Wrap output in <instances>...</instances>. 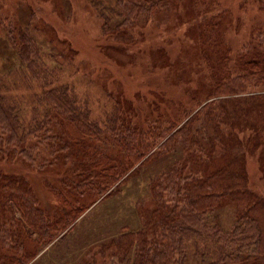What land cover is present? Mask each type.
I'll list each match as a JSON object with an SVG mask.
<instances>
[{"label":"trees","instance_id":"trees-1","mask_svg":"<svg viewBox=\"0 0 264 264\" xmlns=\"http://www.w3.org/2000/svg\"><path fill=\"white\" fill-rule=\"evenodd\" d=\"M162 4L116 0V30L135 27ZM241 4L264 11V0ZM190 6L201 18L195 32L203 73H196L200 78L189 103L175 102L172 112L162 108L166 101L159 96L149 104L155 113L145 115L137 101L108 93L111 110L96 119L74 90L48 85L41 88L40 102L48 113L23 131L18 110L0 93V264H35L49 245L68 237L93 204L119 194L143 169L163 163L147 178L149 197L141 193L129 208L135 209L133 225L140 227L122 223L102 244L101 259L264 264V193L247 170L252 156L264 182V20L235 50L222 24L227 10L204 18L203 8L213 4L190 0ZM103 28L111 32L110 17ZM7 33L24 67L35 71L41 50L33 33L19 30L18 41L14 26ZM33 175L53 205L42 199ZM226 210L230 225L223 222ZM96 258L85 264H96Z\"/></svg>","mask_w":264,"mask_h":264},{"label":"rangeland","instance_id":"rangeland-1","mask_svg":"<svg viewBox=\"0 0 264 264\" xmlns=\"http://www.w3.org/2000/svg\"><path fill=\"white\" fill-rule=\"evenodd\" d=\"M160 1L146 0V6ZM164 2L158 11L140 17L135 27L116 30L119 21L116 0H0V83L6 86L0 93L9 106L18 110L23 131H28L48 113L40 103L41 88L48 85L74 90L78 100L90 104L96 119L111 110L110 98L121 94L137 101L146 110L145 115L155 113L152 114L149 104L156 103L157 96L166 101L163 109L180 100L189 103V93L198 85L196 73H203L195 32L201 18L193 12L190 0ZM241 2L206 0L213 6L203 8L201 14L206 18L228 11L222 24L235 50L249 41L257 22L264 20V11ZM103 16L110 17L114 31L104 30ZM9 25L15 28L16 41L21 29L27 27L33 33L41 50L40 65L35 71L29 72L24 67L18 51L8 41ZM117 32L122 35L117 36ZM108 93H112L111 97ZM256 160L249 157L247 170L251 183L264 193ZM157 165L149 171L143 169L119 194L93 204L68 237L49 245L34 263L85 264L96 255V264H109L98 251L122 223L134 226L135 209L129 208L141 193L149 197L144 189L147 178L165 163ZM32 179L42 199L53 205L54 198L38 177L33 175ZM223 214V222L230 225L231 210ZM137 224L140 227V223L134 227Z\"/></svg>","mask_w":264,"mask_h":264}]
</instances>
